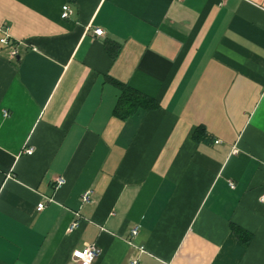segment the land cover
<instances>
[{"label": "crops", "instance_id": "0c3cea01", "mask_svg": "<svg viewBox=\"0 0 264 264\" xmlns=\"http://www.w3.org/2000/svg\"><path fill=\"white\" fill-rule=\"evenodd\" d=\"M5 30L0 264H264V0H0Z\"/></svg>", "mask_w": 264, "mask_h": 264}, {"label": "built area", "instance_id": "2783aa9c", "mask_svg": "<svg viewBox=\"0 0 264 264\" xmlns=\"http://www.w3.org/2000/svg\"><path fill=\"white\" fill-rule=\"evenodd\" d=\"M179 1H184V0H179ZM225 1V0H222ZM71 14V9L69 7V5H63L61 7V13L60 16L61 18H67L69 15ZM93 33L97 36L102 35L103 34V29L101 28H94ZM0 43L5 45V46H10V51L9 54L11 57H15L18 55V49L17 47L13 44L12 40L10 39L9 34L6 32V30L2 33L1 37H0ZM4 115H6V112H4ZM216 142H218L216 140ZM33 152L32 148H28L26 150L27 154H31ZM63 182L62 179L58 180V183L61 184ZM89 191H86L83 195H82V199L83 201H88L89 200ZM45 207V202L41 201L37 204L36 209L38 211L42 210ZM77 226V222L74 221L71 223L69 228H73ZM137 233V227L132 228L130 234L131 236H134ZM72 258L76 261L79 262V264H94V261L96 260V258L99 255V249L95 244H90L85 246L84 248L81 249H75L72 251ZM131 264H138L137 260H132Z\"/></svg>", "mask_w": 264, "mask_h": 264}, {"label": "trees", "instance_id": "16d2710c", "mask_svg": "<svg viewBox=\"0 0 264 264\" xmlns=\"http://www.w3.org/2000/svg\"><path fill=\"white\" fill-rule=\"evenodd\" d=\"M157 106L158 103L155 99L143 95L128 86H123V90L118 98L113 112L121 117H126L127 115L135 112L138 108L148 111L156 108ZM201 132H204V128L198 127L193 134V138L197 141L200 140L202 137ZM233 231L244 242L247 243L250 240V235L243 230L233 226Z\"/></svg>", "mask_w": 264, "mask_h": 264}]
</instances>
